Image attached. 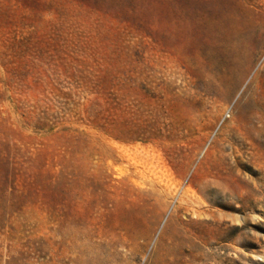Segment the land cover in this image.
Returning <instances> with one entry per match:
<instances>
[{
	"label": "rangeland",
	"instance_id": "374dc122",
	"mask_svg": "<svg viewBox=\"0 0 264 264\" xmlns=\"http://www.w3.org/2000/svg\"><path fill=\"white\" fill-rule=\"evenodd\" d=\"M0 264H264V0H0Z\"/></svg>",
	"mask_w": 264,
	"mask_h": 264
}]
</instances>
